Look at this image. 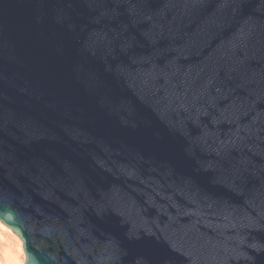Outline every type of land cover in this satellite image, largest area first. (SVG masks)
Masks as SVG:
<instances>
[{
  "label": "water",
  "instance_id": "water-1",
  "mask_svg": "<svg viewBox=\"0 0 264 264\" xmlns=\"http://www.w3.org/2000/svg\"><path fill=\"white\" fill-rule=\"evenodd\" d=\"M6 207L41 264H264V0H0Z\"/></svg>",
  "mask_w": 264,
  "mask_h": 264
},
{
  "label": "clouds",
  "instance_id": "clouds-1",
  "mask_svg": "<svg viewBox=\"0 0 264 264\" xmlns=\"http://www.w3.org/2000/svg\"><path fill=\"white\" fill-rule=\"evenodd\" d=\"M48 259H55L49 253ZM0 264H41V258L29 250L17 222L15 210L0 209Z\"/></svg>",
  "mask_w": 264,
  "mask_h": 264
}]
</instances>
